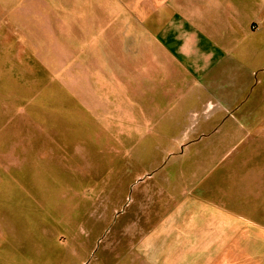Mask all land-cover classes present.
<instances>
[{
	"label": "rangeland",
	"instance_id": "1",
	"mask_svg": "<svg viewBox=\"0 0 264 264\" xmlns=\"http://www.w3.org/2000/svg\"><path fill=\"white\" fill-rule=\"evenodd\" d=\"M66 1L71 13L101 2ZM30 2L0 0V264H164L178 206L217 205L207 190L243 147L225 126L202 128L205 103L219 111L210 97L165 131L125 130L102 99L79 107L50 72L56 51L33 33ZM263 88L245 106L264 109Z\"/></svg>",
	"mask_w": 264,
	"mask_h": 264
},
{
	"label": "crops",
	"instance_id": "2",
	"mask_svg": "<svg viewBox=\"0 0 264 264\" xmlns=\"http://www.w3.org/2000/svg\"><path fill=\"white\" fill-rule=\"evenodd\" d=\"M100 1L74 2L78 13L66 0L25 10L79 107L93 114L102 99L125 130L165 131L187 126L210 97L219 111L208 100L202 128L225 126L243 147L207 190L217 205L178 206L164 264H264V109L245 106L264 84V0Z\"/></svg>",
	"mask_w": 264,
	"mask_h": 264
}]
</instances>
